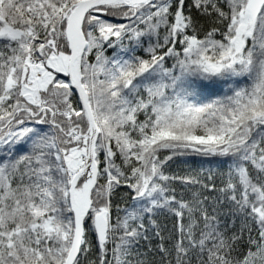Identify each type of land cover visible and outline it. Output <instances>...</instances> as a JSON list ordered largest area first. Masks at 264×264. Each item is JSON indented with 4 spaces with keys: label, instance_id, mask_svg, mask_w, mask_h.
I'll list each match as a JSON object with an SVG mask.
<instances>
[{
    "label": "snow or ice",
    "instance_id": "6c2138e0",
    "mask_svg": "<svg viewBox=\"0 0 264 264\" xmlns=\"http://www.w3.org/2000/svg\"><path fill=\"white\" fill-rule=\"evenodd\" d=\"M0 264H264V0H0Z\"/></svg>",
    "mask_w": 264,
    "mask_h": 264
}]
</instances>
